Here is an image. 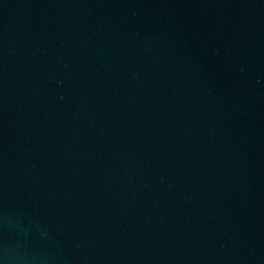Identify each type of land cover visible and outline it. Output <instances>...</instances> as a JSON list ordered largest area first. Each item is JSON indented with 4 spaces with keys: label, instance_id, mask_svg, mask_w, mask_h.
<instances>
[{
    "label": "water",
    "instance_id": "95a60500",
    "mask_svg": "<svg viewBox=\"0 0 264 264\" xmlns=\"http://www.w3.org/2000/svg\"><path fill=\"white\" fill-rule=\"evenodd\" d=\"M0 264H264V0H0Z\"/></svg>",
    "mask_w": 264,
    "mask_h": 264
}]
</instances>
